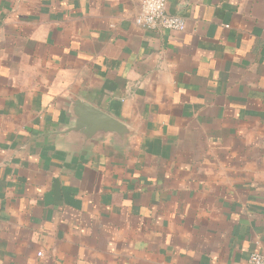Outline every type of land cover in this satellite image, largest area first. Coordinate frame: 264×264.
Instances as JSON below:
<instances>
[{
	"label": "crops",
	"instance_id": "1",
	"mask_svg": "<svg viewBox=\"0 0 264 264\" xmlns=\"http://www.w3.org/2000/svg\"><path fill=\"white\" fill-rule=\"evenodd\" d=\"M138 3L0 0V264L264 254V0H167L182 31Z\"/></svg>",
	"mask_w": 264,
	"mask_h": 264
},
{
	"label": "built area",
	"instance_id": "2",
	"mask_svg": "<svg viewBox=\"0 0 264 264\" xmlns=\"http://www.w3.org/2000/svg\"><path fill=\"white\" fill-rule=\"evenodd\" d=\"M167 0H139L134 22L138 27L157 30L182 31L185 27L183 18L166 12ZM38 256H42L39 252ZM244 264H264V254L251 253Z\"/></svg>",
	"mask_w": 264,
	"mask_h": 264
},
{
	"label": "water",
	"instance_id": "3",
	"mask_svg": "<svg viewBox=\"0 0 264 264\" xmlns=\"http://www.w3.org/2000/svg\"><path fill=\"white\" fill-rule=\"evenodd\" d=\"M74 103L81 112L79 115L76 114V117H80L81 119L76 121L75 125L70 128L72 131L79 128L81 125L86 127V130L89 131L88 134H92L96 130H105L107 132L122 135V133L126 131L124 125L120 121L103 113L95 107L81 101H76Z\"/></svg>",
	"mask_w": 264,
	"mask_h": 264
}]
</instances>
